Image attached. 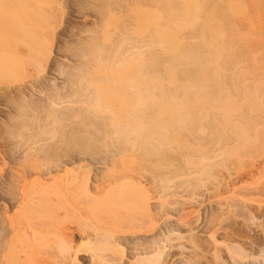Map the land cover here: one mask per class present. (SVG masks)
Returning a JSON list of instances; mask_svg holds the SVG:
<instances>
[{
	"label": "rangeland",
	"instance_id": "rangeland-1",
	"mask_svg": "<svg viewBox=\"0 0 264 264\" xmlns=\"http://www.w3.org/2000/svg\"><path fill=\"white\" fill-rule=\"evenodd\" d=\"M261 6H264V0H0V220L5 222L7 218L5 230L0 233V241L6 245L2 242L0 245H5L4 260H7L4 263L38 264L41 258L53 257L59 248L56 247L57 230L54 232L53 227L58 229L62 225V228L75 231L73 243L81 250L83 258L87 257V262V252L95 244L87 239H93L97 229L104 227L112 233L116 230L114 234H118L125 247L120 264H124L128 256L135 259L137 254L145 251L151 252L152 256H148L151 258L148 264H264V111L262 114L251 103L245 107L246 110L242 106L244 110L237 113L246 111L247 116L252 114L248 118L250 128L256 123L253 129L247 125L250 122L245 123L249 128L245 130L241 124L248 120L242 121L239 116L240 126L237 127L240 113L237 114L233 108L230 117L238 120L224 117L232 122L226 127L229 133L225 132L230 137L223 133L225 140L222 137L219 140L221 138L215 133L210 134V128L206 127L209 119L205 126H200L205 121L199 124L201 129H196V135L193 132L195 136H190L187 128H179V131L169 127L173 121L164 122L157 117L159 123L142 126L149 118L148 115L145 118V113H154L158 109L163 111L160 114L165 113L164 110L211 112L215 97L210 90L218 65L216 61H203L205 64H201L206 71L200 72L202 75L196 73L198 63L202 61L197 59L199 62L196 64L195 56L200 53L194 55L202 49L203 56L208 55V49L202 47L205 42L208 46H215L216 43L234 46L232 54L226 52L219 59L221 64L225 66L227 60H230L228 63L238 60H234V55L239 50L241 54L236 55L243 58L236 61V68L241 67L239 72L247 71L244 72L245 79L249 76L251 80V75V81L258 77L264 79V8ZM127 50L133 53L130 57L125 56ZM193 51L194 54L191 53ZM189 53L193 59L188 58ZM257 86L255 82L251 89ZM129 106L138 111V114L133 113L144 119V123L141 120V125L140 119L130 115L135 125L123 124L130 120L123 123V120H117L120 126L124 125L120 129L124 128L122 131L125 132L119 129L120 133L114 134L113 129L107 133L112 128L109 126L112 124L110 109L108 114L102 111L112 108L118 111L119 119H129L124 114L129 110L133 114ZM249 106L254 107L253 111ZM153 113L150 118L154 117ZM221 113L216 114L221 116ZM254 113L261 118L254 117ZM260 119L262 121L258 123ZM232 124L237 126L233 128ZM106 125L107 129L103 128ZM125 126L131 129L128 127L127 130ZM170 128L174 131L171 132ZM238 128L241 129L239 134L236 133ZM230 129L233 131L230 132ZM242 131L250 133L248 141L245 140L249 144L245 148L241 144L239 150L236 145L241 142L237 139ZM234 135V138L238 136L236 142L232 138ZM225 136L232 142L228 143ZM152 137L160 144L151 141ZM158 138L162 141H157ZM189 141L194 144L200 141L203 148L199 146L200 149H197L199 144L194 146ZM226 143L229 145L224 151ZM187 146L188 149L185 148ZM208 146L211 150L206 148ZM179 150H183V154ZM120 151H127V156L121 155ZM115 154L117 160L112 162ZM207 157L215 159L207 161ZM73 163L85 166L82 174L87 175L88 185L95 176L99 178L101 173L110 174L118 165L121 171L124 166L127 170L132 167L133 170L128 173L136 177L134 179L139 188L126 184L130 190L126 191V195L129 193V198L132 195L133 199L141 189L139 194L145 193L144 196L149 198L151 216L148 214L143 218L146 224H141L139 220L143 211L139 218V207L138 210L134 209L136 205L132 207L134 199L131 203V199L123 198L120 195L125 192L122 191L119 194L113 190V196L104 201L101 199L103 202L97 200L95 207L94 203L87 201L83 187H79L81 191L78 187L68 189L64 182L54 181L51 184L50 181L44 191L43 186L48 182L44 176L48 172L54 170L55 174L56 168L64 165L70 169ZM21 172L24 179L19 176ZM28 189L31 192L35 190V195H43L36 196L41 205L54 207V210L57 206L59 209L57 212L51 209L50 213L59 212V217L53 215V221L58 225L49 223L52 227L48 225L50 234L36 236V230L35 234L32 232L42 219L52 221V214L49 221V212H45L50 208L44 207L46 210L43 208L40 212L44 210L46 214L36 216L38 210L36 213L31 211L32 215L29 209H23L18 202L20 199L16 200L25 192L30 193ZM77 193V196L85 194L86 200L78 197L76 202L73 197ZM127 200L130 202L128 205ZM79 201L83 204L79 205ZM5 205L8 206L7 211ZM130 212H136V215L132 216ZM78 213L83 218H78ZM36 221H40L39 224ZM169 229L180 234V238L169 234ZM83 231L84 234H81ZM29 232L35 236H29ZM152 251L157 253L153 255ZM215 255L218 257L215 258Z\"/></svg>",
	"mask_w": 264,
	"mask_h": 264
},
{
	"label": "bare ground",
	"instance_id": "bare-ground-1",
	"mask_svg": "<svg viewBox=\"0 0 264 264\" xmlns=\"http://www.w3.org/2000/svg\"><path fill=\"white\" fill-rule=\"evenodd\" d=\"M263 2V1H262ZM261 2V3H262ZM264 8V6H261V8ZM262 8V9H263ZM215 46H208V44H207V42H205L203 45H202V47L203 46H205L204 47V49L206 48V50L208 51V55H205V56H203L204 54H202V50H200V52L198 51L200 48H198V50H196V51H198V53L196 52H191V53H195L194 55H199V53H200V55L202 56L201 58L203 59H200V55L199 56H197V57H199V58H197L196 56H195V59L197 60V59H199V60H201L202 62H199V60H193L194 61V63H195V61H196V64H197V62H199L198 64H200L201 65V67H199L198 66V68H196V73L197 72H201V73H204L205 71H206V69H204L205 67H203L204 65L203 64H205L204 62H206L207 63V61H209V60H211V61H216L215 62V64H217L218 65V67H217V71L214 73V76H213V78H212V81L214 82V83H212L213 85L211 86V90H210V92H211V94L215 97L214 99H213V108H212V110H211V112H206V111H201V110H195V111H187V110H174V111H165L164 110V112L166 113V115H165V113H162V114H160L161 112H163L162 110L160 111V109H158L159 110V112H157L158 110H156V112H152L153 113V116L155 117H153V118H150V117H152V113L151 112H149V113H151L150 115H149V113L147 114V112L145 113V118L147 117L146 115H148V117L150 118H148V121H146V123H144L143 122V120L142 119H140L139 117H136L137 116V114H138V111L137 112H135L136 111V109H132V107H130L131 108V110H132V113L133 112H135V113H137L136 115L133 113V114H130V110L128 111V113L126 114V113H124L125 115H128L127 117H129V119H127V118H125V119H123V117H122V119H121V117H120V119L118 118V116H119V114H117L116 113V111L115 110H113L112 108H106L105 109V111L103 110H101L102 111V113L104 112V113H106L107 112V114L109 113L108 111H109V109H110V115L111 116H109V119L111 120V122L110 123H112V124H110L109 126L110 127H112L111 129L109 128V131L107 130V133L109 132H111V130H113L114 131V134H117V133H120L119 132V129H120V127H122V126H124L123 124H127V125H135L134 124V121H133V118L135 117V118H138V119H140L139 120V122L142 120V123H144L143 125H142V123L140 122V124L142 125V126H144V125H151V124H155L157 121V123H159L160 121V119L163 121V120H165L164 122H166V121H173L172 122V125H170L169 127H173V128H178L177 130H179L180 131V129L179 128H187L188 130H189V135L191 136V135H194V133L195 132H197V131H199L201 128L199 127V124H201L203 121H205L204 123H202L203 125H200V126H205V124H207V122H208V119H209V123H208V125L206 126V127H209L210 128V130L211 131H209L210 132V134H217V136H219L220 138L222 137V136H224L223 135V133L225 134V132H226V130H227V132H228V130L229 129H227L226 127H229L230 126V124L232 123V122H229L227 119L225 120V118L227 117L228 119H230L231 118V120H232V116L230 117V115L232 114L231 113V111L233 110V108H234V110L236 111V113H237V111H240V112H242L241 110H246L247 108H245V107H247V105H249V103H251V104H253L254 105V107L255 108H257V110H258V108H259V110L260 111H262V114H263V111H264V79L263 80H261L262 78L261 77H258L256 80H254L255 82H256V86H257V84H258V86L255 88H253V89H251L252 87H253V84L255 85V82L254 81H251L252 80V78H251V76H250V79L251 80H249V76L245 79V73H247V71L245 72L244 70H243V68H242V70L245 72H239V70H240V68L241 67H238V68H236L237 67V65H238V63H236V61L237 62H239V59H240V57H242L241 55H239V54H241V52H239V50H234V51H236L235 52V55L237 54V53H239L238 55L239 56H237L236 58H235V55H234V60H236L237 58H238V60H236V61H234L233 63L231 62V63H228V61H230V60H227V61H225V62H227V64H230V65H228V67H227V64H225V66L224 65H222L221 64V62L219 61V59L222 57V56H225L224 54L227 52V53H230V54H232L233 52H232V49L234 48V46H232V45H227V44H225V45H219V44H214ZM126 48V47H125ZM132 48H133V46H132ZM135 48H137V47H135ZM135 48H133V49H135ZM249 48V47H248ZM126 49H129V50H131L130 48H126ZM125 49V50H126ZM197 49V48H196ZM235 49V48H234ZM129 50H127V52L125 51V56L126 55H128V57H130L131 56V54H133V53H129L130 51ZM138 50V48L136 49V51ZM195 50V49H194ZM124 51V50H123ZM189 52V51H188ZM191 53H189V55H190V57L188 56V58H190V59H193V56H192V54ZM226 53V54H227ZM247 53V52H246ZM116 54V53H115ZM118 54V53H117ZM130 54V55H129ZM188 54V53H187ZM230 54H229V56H230ZM244 54V53H243ZM252 54V53H251ZM118 56V55H117ZM186 56V55H185ZM122 57V56H121ZM192 57V58H191ZM231 57H232V55H231ZM230 57V59H232ZM253 57V56H252ZM117 58V57H116ZM123 58V57H122ZM243 58V57H242ZM249 58V57H248ZM241 60V59H240ZM249 60H250V58H249ZM118 61V60H117ZM119 61H120V59H119ZM204 61V62H203ZM253 61V60H252ZM201 63H203V64H201ZM236 65H235V64ZM221 64V65H220ZM223 64H224V62H223ZM241 64H242V62H241ZM261 65V64H260ZM259 65V66H260ZM221 66H224V68L223 67H221ZM234 66H235V68L238 70H236L235 68H234ZM244 66V65H243ZM242 66V67H243ZM247 66V65H246ZM245 66V67H246ZM244 67V68H245ZM224 70H223V69ZM260 69V68H259ZM198 70V71H197ZM200 70V71H199ZM236 70V71H235ZM252 70V69H251ZM198 73V74H199ZM200 73V74H201ZM241 73H243V75L241 74ZM200 74H199V76H200ZM240 74V75H239ZM253 74V73H252ZM202 75V74H201ZM238 75H239V77H238ZM256 75V74H255ZM261 75V74H260ZM241 76V77H240ZM258 76H259V74H258ZM253 77V76H252ZM223 79V80H222ZM249 80V82H248V80ZM254 79V78H253ZM201 81H202V79H201ZM200 81V82H201ZM206 81V80H205ZM251 81V82H250ZM204 83V82H203ZM202 82H201V84H203ZM200 84V85H201ZM205 85H206V83H204ZM202 86V85H201ZM252 90V91H251ZM254 91V92H253ZM49 94V93H48ZM50 94H51V92H50ZM53 94V93H52ZM221 94H223L222 95V97H221ZM54 95V94H53ZM49 96V95H48ZM65 96V95H64ZM67 96V95H66ZM59 97V96H58ZM252 97H254V98H252ZM255 97H256V99H255ZM47 98H49V97H47ZM50 98H52V97H50ZM60 98V97H59ZM67 98V97H66ZM65 98V99H66ZM63 99V98H62ZM253 99H255V101L253 100ZM254 102H253V101ZM60 101V100H59ZM63 102V101H62ZM253 102V103H252ZM53 103V102H52ZM64 103V102H63ZM50 104V103H49ZM243 104H245V105H243ZM53 105V104H52ZM55 105H56V103H55ZM59 105V104H58ZM252 105V106H253ZM256 105V106H255ZM242 106H244L243 108H242ZM250 107V108H252V111H253V109H254V107ZM53 108V107H52ZM242 108V109H241ZM263 108V109H262ZM115 109V108H114ZM262 109V110H261ZM127 110H128V108H127ZM135 110V111H134ZM99 111V110H98ZM151 111V110H150ZM152 111H155V109L153 110L152 109ZM248 111V114H249V110H247ZM118 112V111H117ZM127 112V111H126ZM222 112V113H221ZM239 112V113H240ZM215 113V114H214ZM216 113H218V114H220L221 113V116L220 115H218V114H216ZM239 113H237V114H239ZM106 114V115H107ZM117 114V115H116ZM251 114V113H250ZM250 114H249V116H250ZM255 114V113H254ZM254 114H253V116H254ZM260 114H261V112H260ZM125 115H124V117H125ZM132 115H134V116H131ZM217 115L219 116V118L217 117ZM224 115V116H223ZM256 115V114H255ZM223 116V117H222ZM242 117V121H247V122H242V124H241V127H244L245 128V130L246 129H248L249 130V128H250V126L249 125H251V121H249L250 119H248L249 118V116H247L246 115V111L244 112V113H240L239 115H238V117L237 118H239V121H237V127H239L240 126V117ZM251 116H252V114H251ZM259 116V117H258ZM261 115H256V116H254V117H257L258 119L259 118H261L260 117ZM107 117V116H106ZM156 117L159 119V120H157L156 119ZM225 117V118H224ZM230 117V118H229ZM105 118V117H104ZM222 118H224L223 120H222ZM237 118H234L232 121H235V120H238ZM251 118V117H250ZM264 118V117H263ZM106 119V118H105ZM105 119H103L102 120V122H104L105 121ZM108 119V120H109ZM117 120H123V121H121V123H123L125 120H130L129 122H127V121H125L123 124H122V126H120L119 125V123H120V121H117ZM137 120V119H136ZM155 120V121H154ZM225 120V121H224ZM133 123H132V122ZM145 121V120H144ZM255 121V120H254ZM262 121V119H260L259 121H258V123L259 122H261ZM107 122V121H106ZM119 122V123H118ZM138 122V123H139ZM238 122H239V124H238ZM248 122H250V124H247ZM255 122H257V121H255ZM264 122V121H263ZM262 122V123H263ZM120 123V124H121ZM249 126V128H246L247 127V125ZM254 123V122H253ZM252 123V124H253ZM258 123H257V126H258ZM229 124V125H228ZM243 124H245V126L243 125ZM255 125H256V123H254ZM105 125V124H104ZM112 125V126H111ZM228 125V126H227ZM233 125V124H232ZM231 125V126H232ZM255 125H254V127H255ZM107 126L108 125H106V126H103V128H105L106 127V129H107ZM234 126L235 125H233V128H234ZM235 126V127H236ZM257 126H256V129H257ZM262 126H264V125H262ZM130 128V126H125V128L127 129V128ZM253 127V128H254ZM173 128L171 129L170 128V131L171 130H173ZM198 128H199V130H198ZM205 128V127H204ZM225 128V131L223 130ZM232 128V129H233ZM253 128H250V129H253ZM124 128H122V129H120V131L121 132H125V131H122ZM131 129V128H130ZM196 129H197V131H196ZM203 129V128H202ZM232 129H230L231 131L230 132H232L233 130ZM104 130V129H103ZM125 130V129H124ZM128 130V129H127ZM126 130V131H127ZM176 130V129H175ZM176 130V131H177ZM209 130V129H208ZM223 130V131H222ZM239 130V131H238ZM238 130H237V132L236 133H241L240 131H241V129H239L238 128ZM243 130V129H242ZM244 130V131H245ZM247 130V131H248ZM258 130H259V128H258ZM174 131V130H173ZM202 131V130H201ZM222 131V132H221ZM235 131H236V129H235ZM247 131H245V132H247ZM106 132V131H105ZM172 132V131H171ZM178 132V131H177ZM188 132V131H187ZM194 132V133H193ZM212 132V133H211ZM220 132V134L221 135H218V133ZM256 132H258V131H256ZM167 133H168V131H167ZM166 133V134H167ZM229 133V132H228ZM228 133H227V135H228ZM242 133L243 134H241V136L240 135H238V134H236V135H238L239 136V139H237L238 138V136H237V138H234V137H236V135H234L232 138H234V142H236V139H237V142H238V140H241V142L239 143L238 142V144L239 145H236V147H238V148H236V149H241L240 147L241 146H243L244 148H245V145L246 144H249L248 142H245V140H247L248 139V133H244L243 131H242ZM103 134V133H102ZM105 134V133H104ZM111 134H113V133H111ZM154 134V133H153ZM170 134V133H169ZM231 134V133H230ZM235 134V133H234ZM250 134V133H249ZM107 135V134H106ZM188 135V134H187ZM195 135H196V133H195ZM194 135V136H195ZM226 135V134H225ZM226 135V136H227ZM257 135H259V134H257ZM167 135H165V136H163V138L162 139H164V137H166ZM194 136H192L191 138L193 139V137ZM210 136V135H209ZM212 136V135H211ZM214 136V135H213ZM225 136V137H226ZM255 136V135H254ZM215 137V136H214ZM218 137V138H219ZM227 137H230V136H227ZM227 137H226V139H227ZM157 137H155V139H156ZM161 138V137H160ZM160 138H158L157 139V141H159V139ZM190 138V137H189ZM211 138V137H210ZM217 138V137H216ZM223 139H224V137H222ZM222 138L221 139H219V140H222ZM231 138V140H233ZM241 138V139H240ZM212 139V138H211ZM150 140L151 141H154L153 140V137L152 138H150ZM161 140V139H160ZM198 140V139H197ZM207 140H209V139H207ZM214 140V139H213ZM212 140V141H213ZM225 140V139H224ZM252 140V139H251ZM148 141V140H147ZM162 141V140H161ZM196 141V140H195ZM217 141V140H216ZM215 141V142H216ZM226 141H228V143H230V142H232V141H230L229 142V139H227ZM248 141V140H247ZM149 142V141H148ZM155 142V144L157 143L156 141H154ZM219 142V141H218ZM135 143V142H134ZM145 143V142H144ZM159 143V142H158ZM157 143V144H158ZM188 143V142H187ZM189 143H193V142H190L189 141ZM189 143H188V145H189ZM196 143V142H195ZM201 142L199 141V143H196V144H199L198 146L196 145V144H194L193 143V145L195 146H197L198 148L197 149H200L199 148V146L201 147V149L203 148L202 147V145L200 144ZM206 143V142H205ZM209 143H211V141L209 142ZM208 143V144H209ZM217 143V142H216ZM222 143V142H221ZM244 143V144H243ZM147 144V143H146ZM154 144V143H153ZM160 144V143H159ZM163 144V143H162ZM203 144V143H202ZM214 144V143H213ZM223 144V143H222ZM222 144H220V145H222ZM234 144V143H233ZM242 144V145H241ZM135 145V144H134ZM141 145V144H140ZM150 145V144H149ZM206 145H207V143H206ZM206 145H203V146H206ZM226 145L228 146L229 144H225V146H224V148L226 147ZM241 145V146H240ZM146 146H148V144L146 145ZM145 146V147H146ZM154 146V145H153ZM161 146V145H160ZM186 146V145H185ZM191 146H192V144H191ZM213 146V145H212ZM240 146V147H239ZM248 146V145H247ZM134 147V146H133ZM188 147L189 146H187V147H185V148H187L188 149ZM193 147V146H192ZM191 147V148H192ZM214 147V146H213ZM217 147V146H216ZM242 147V150L244 149ZM125 148V147H124ZM135 148V147H134ZM161 148V147H160ZM160 148H158L157 147V149H160ZM191 148H189V149H191ZM194 149H195V147H193ZM206 148H210L209 146L208 147H206ZM224 148H223V150H224ZM227 148V147H226ZM226 148H225V150L224 151H226ZM123 148H121V150H122ZM126 149V148H125ZM130 149H133L132 147L130 148ZM151 149H152V147H151ZM184 149V148H183ZM214 149V148H213ZM216 149V148H215ZM219 149V148H218ZM233 149V148H232ZM120 150V149H119ZM124 150V149H123ZM147 150V149H146ZM150 150V149H149ZM149 150H148V153H149ZM206 150V149H205ZM209 150H211V149H209ZM222 150V151H223ZM238 150V151H239ZM117 152H118V150H116ZM125 151V150H124ZM151 151V150H150ZM155 151V150H154ZM157 151V150H156ZM179 151H181V150H179ZM183 151V150H182ZM180 152V154L182 153L183 154V152ZM207 152H208V150H206ZM218 151V150H217ZM114 152V151H113ZM127 152V151H126ZM126 152H123V151H120L119 153L121 154V155H123V156H125L126 154ZM153 152V151H152ZM184 152H186L185 150H184ZM228 152V151H227ZM237 152V151H236ZM242 152V151H241ZM119 153H116L117 155L119 154ZM123 153V154H122ZM209 153V152H208ZM216 153V152H215ZM221 153H223V152H220V154ZM112 154V153H111ZM114 154V153H113ZM112 154V155H113ZM115 154V155H116ZM178 154H179V152H178ZM179 154V155H180ZM207 154V153H206ZM209 154H211V153H209ZM208 154V155H209ZM240 154V153H239ZM114 155V156H115ZM117 155L113 158V160H112V162L115 160H117ZM146 155H147V153H146ZM145 155V156H146ZM177 155V154H176ZM207 155V156H208ZM216 155H218V153L216 154ZM241 155V154H240ZM243 155V154H242ZM123 156H121L122 158H123ZM127 156V155H126ZM125 156V157H126ZM219 156V155H218ZM218 156H216V158L218 157ZM3 158V157H2ZM110 158H111V155H110ZM119 158H120V156H119ZM122 158H120V159H122ZM210 158H212V157H207V161L210 159ZM241 158V157H240ZM245 158V157H244ZM1 159V158H0ZM215 159V158H214ZM213 158H212V161L214 160ZM239 159V158H238ZM80 160V159H79ZM119 160V159H118ZM204 160V159H203ZM211 160V159H210ZM33 161H34V159H33ZM32 161V162H33ZM36 162V161H35ZM204 162V161H203ZM64 163V162H63ZM76 163V162H75ZM75 163H73L74 165H73V167H71L70 169H69V167H66L65 165L63 166V167H61L60 166V168L58 169V167L56 168L57 169V171L55 172V174H53V172H54V170L53 171H51V172H48L47 173V177L46 176H44V178H45V180L46 181H48L47 183H46V185L45 186H43L44 188V191H46V186L49 184V182L51 181V184H53L54 183V181H60L61 183H63L64 182V184H65V186L69 189L70 187L71 188H73V189H75V188H79V187H83V190H85L84 192H86V198H87V201L89 202V203H94V204H92L93 205V207H95L96 206V204L98 203L97 202V200H105V198L107 199V198H110V196H113L114 195V193H113V195H112V192H114V191H116V193L117 192H119V194H120V192L122 191L123 193H124V195L123 194H121L120 196H124L123 198H125V196H126V198L127 199H131V203H132V200H133V205H132V207L134 206V205H136L137 207L136 208H134V209H137L138 210V207H139V209L140 210H138L137 211V214L139 215V218L142 216V219L140 218L139 220L140 221H142L141 222V224L144 222L145 224H146V222H145V220H143V218L145 217V216H147L148 217V214L151 216V213H150V209H149V198L147 197V196H144L145 195V193L143 194V195H141V194H139V191L141 190V189H139L137 192L138 193H136L135 194V197L132 199V195H130V198H129V193H128V195H126L127 194V190L130 192V190H129V185H126V184H129V183H131V187H137L139 184H137L136 182H135V179L134 178H136V177H133L131 174H129L130 173V170L132 169V167H130L129 169L130 170H127V167H126V169H125V166H124V168L123 169H125V170H127V171H124L123 169H122V171H121V169L120 170H118V168H119V165H118V168L117 169H115V171H112V172H110V174L108 173V174H105V173H101V174H99L100 176H98L99 178H96V176H95V178H94V181L92 182L91 181V183L88 185V182L89 181H87V180H89V179H85V177L87 178V175L86 176H84L82 173H83V168L85 167L84 165H78V164H75ZM243 163V162H242ZM34 164V163H33ZM111 164V163H110ZM114 164H116V166H117V163H115L114 162ZM209 164V163H208ZM215 164V163H214ZM67 165V164H66ZM76 165V166H75ZM91 165V164H90ZM32 166V165H31ZM34 166V165H33ZM115 166V167H116ZM209 166V165H208ZM89 167V166H88ZM121 167V166H120ZM210 167V166H209ZM28 168V167H27ZM29 168H30V166H29ZM122 168V167H121ZM34 169V168H33ZM37 169V168H36ZM38 170V169H37ZM117 170V171H116ZM133 170V169H132ZM137 170V169H136ZM35 171V170H34ZM109 171V170H108ZM128 171H129V173H128ZM263 171V170H262ZM60 172H62V174L60 173ZM87 172V171H86ZM105 172V171H104ZM20 173V172H19ZM18 173V174H19ZM22 174H19V176L20 175H22L23 176V178L22 179H24V174H23V172H21ZM29 173V172H28ZM35 173V172H34ZM58 173H60V175H57ZM102 174H104V175H106L105 177H103V175ZM259 174V173H258ZM27 175V174H26ZM102 175V176H101ZM140 176V175H139ZM139 176H137V178L139 177ZM263 176V175H262ZM142 177V176H141ZM258 177V176H257ZM17 178V177H16ZM19 179H20V181H22V179L19 177ZM39 179V178H38ZM38 179H36V181H39L40 183H41V181L40 180H38ZM133 179H134V181H133ZM17 181H18V178L16 179ZM53 180V181H52ZM136 180H139V179H136ZM10 181V180H9ZM16 181V182H17ZM22 182H24V181H22ZM53 182V183H52ZM135 182V183H134ZM12 183V182H11ZM20 183V182H19ZM139 183V182H138ZM35 184V183H34ZM37 184H39V183H37ZM45 184V183H44ZM135 184H136V186H135ZM17 185H20V184H17ZM50 185V184H49ZM48 185V186H49ZM55 185V184H54ZM125 185H126V187H125ZM133 185V186H132ZM34 186H36V185H34ZM39 186V185H38ZM53 186V185H52ZM124 186V187H123ZM40 187H41V185H40ZM65 187V188H66ZM123 187V188H122ZM48 188V187H47ZM57 188V187H56ZM55 188V189H56ZM81 188H79L80 189V191H81ZM119 188V190H117V189ZM138 188H139V186H138ZM263 188V187H262ZM73 189H72V191H73ZM121 189V190H120ZM124 189H126L125 191H123ZM137 189V188H136ZM34 189H32V191H33ZM38 190V189H37ZM114 190V191H113ZM132 190V189H131ZM28 191L30 192V193H24V194H22V193H20V194H22V196L19 198V197H16V198H14V199H16V200H18V199H20L18 202L20 203V205H22L23 206V209L25 208V210H28L29 209V211L31 212H35L36 213V211L38 210L39 212H37L36 213V216H38L39 214H41V213H44L43 211L42 212H40V210H42L44 207H46V206H44V205H41V202H40V200H37V201H39L40 202V204H38L39 202H37L36 201V196H38L40 193H38V192H36V194L37 195H35V190H34V192H31L30 191V189H28ZM27 191V192H28ZM41 191H42V188H41ZM40 190H39V192H41ZM55 191H57L56 192V194H59V196L61 197V194L60 193H58V190H55ZM72 191H68V192H72ZM76 191H77V189H76ZM142 191V190H141ZM22 192V191H21ZM83 192V193H84ZM121 192V193H122ZM174 192V191H173ZM42 193V192H41ZM55 193V192H54ZM54 193H52L53 195H54ZM62 193V192H61ZM111 193V194H110ZM142 193V192H141ZM178 193V192H177ZM55 194V195H56ZM72 194V193H71ZM119 194H116V195H118L119 196ZM175 194V193H174ZM179 194V193H178ZM41 195V194H40ZM73 195V194H72ZM78 195V193L76 194V196L75 197H73V198H75V200H76V202L78 201L77 200V198L79 197H81L80 199H82V197H83V199H82V201H84V199H85V197L83 196V195H85V194H83L82 196L81 195H79V196H77ZM140 195V196H139ZM181 195H182V193H181ZM180 195V196H181ZM18 196V195H17ZM41 196H43V195H41ZM46 196V195H45ZM51 196V195H50ZM63 196H64V194H63ZM137 196V197H136ZM38 197H40V196H38ZM52 197H54V196H52ZM56 197H58V196H56ZM71 197V196H70ZM43 198H46V197H43ZM51 198V197H50ZM55 198V197H54ZM62 198V197H61ZM65 198V197H64ZM104 198V199H103ZM122 198V199H123ZM47 200H48V198H47ZM55 200H58V199H55ZM54 200V201H55ZM60 200L61 199H59V203H60ZM64 200V199H63ZM74 200V201H75ZM86 200V199H85ZM101 200V201H102ZM95 201H96V203H95ZM102 201V202H103ZM17 202V203H18ZM50 202V201H49ZM64 202H65V200H64ZM185 202V201H184ZM16 203V202H15ZM18 203V204H19ZM48 203V202H47ZM52 203V201L50 202V204ZM56 203H58V202H56ZM58 203V204H59ZM79 203V205H80V203H81V201H79L78 202ZM86 203L87 202H85V207H86ZM128 203H130V202H128V200H127V205H128ZM63 204V203H62ZM65 204V203H64ZM81 204H83V203H81ZM39 205L40 206H42V208L40 209L39 208ZM67 205V204H66ZM95 205V206H94ZM28 208H27V207ZM60 206V205H59ZM62 206V205H61ZM60 206V207H61ZM83 206V205H82ZM57 207V206H56ZM55 207V210H54V207L53 208H51L50 206H48L47 205V209L48 208H50V211H47L46 210V208H44L46 211L45 212H49V214L47 215L48 217L47 218H49L48 220L50 221V219H51V216L53 217L52 218V221H50V222H48V221H46V220H43L42 219V223H40V225L38 226L37 225V227H36V224L38 223V222H40V221H36V224H35V227H36V229L35 228H33V230L34 231H32L33 232V234H35L36 233V236H38V235H45V234H48V232H49V234H50V228H49V223L51 224V222H52V224L54 225V223H56L55 221H53V219H55V217L53 216L54 214L56 215V218H57V216L59 217V212L58 213H55V212H57L58 210H57V208ZM66 207H69V206H66ZM88 207V206H87ZM89 207H90V204H89ZM87 208L88 210L87 211H89V209L90 208ZM14 208V207H13ZM22 208V207H21ZM27 208V209H26ZM38 208V209H37ZM59 208V207H58ZM172 208V207H171ZM5 209H6V211H7V209H8V206H6L5 205ZM51 209H53V211H55V212H53L52 211V213H50L51 212ZM92 209V208H91ZM13 210V209H12ZM141 210L143 211V214L141 213ZM173 210V209H172ZM186 210V209H185ZM11 211V210H10ZM62 212H63V208H62V210H61ZM86 211V210H85ZM175 211V210H174ZM178 211V210H177ZM192 211V210H191ZM32 212H31V214H32ZM67 212V211H66ZM84 211H82L81 213H83ZM186 212V211H185ZM190 212V211H189ZM63 213H65V212H63ZM77 213V212H76ZM81 213H78L77 214V217L78 218H83L82 217V214ZM131 213V212H130ZM129 213V214H130ZM136 212H134V214H132V216L134 215H136L135 214ZM8 214V213H7ZM30 214V215H31ZM44 214H46V213H44ZM44 214H43V216H44ZM52 214V215H51ZM142 214V215H141ZM147 214V215H146ZM187 214V213H186ZM33 215V214H32ZM49 215H51V216H49ZM36 216H35V219H36ZM42 216V217H43ZM129 216H131V215H129ZM192 216V215H191ZM29 217V216H28ZM40 217V216H39ZM182 217H183V215H182ZM188 217V216H187ZM186 217V218H187ZM189 217H190V214H189ZM41 218V217H40ZM4 219V218H3ZM39 219V218H38ZM138 219V218H137ZM145 219V218H144ZM2 220V219H1ZM0 220V221H1ZM6 220H7V218L5 219V222H4V220H2V223H1V225H0V233L2 232V231H4L5 230V223H7L6 222ZM45 221V222H44ZM57 221V220H56ZM129 221V220H128ZM178 221H179V219H178ZM193 222V221H192ZM191 222V223H192ZM10 223V222H9ZM46 224V226H48V228H46L45 227V224ZM207 223H208V221H207ZM39 224V223H38ZM51 224V225H52ZM57 225H58V223H56ZM140 224V223H139ZM145 224H143V225H145ZM52 225V226H53ZM128 225V224H127ZM190 225V224H189ZM138 226V225H137ZM140 226H142V225H140ZM33 227H34V225H33ZM51 227V226H50ZM65 227V226H64ZM106 228L108 227V226H105ZM115 228L117 227V226H114ZM139 227V226H138ZM137 227V228H138ZM187 227V226H186ZM9 228H10V226H9ZM52 228V227H51ZM57 228V227H56ZM112 228H113V225H112ZM201 228H202V226H201ZM3 229V230H2ZM53 229H54V232H56V230H57V237H58V245L56 246L57 248H58V250L57 249H55V250H57L56 252H55V255H52L53 257H49L48 259H43V258H41L40 260H39V262H38V264H120L122 261H123V256L125 255V250H124V245H123V243L120 241V239H119V237H117L118 236V234L117 235H115L114 233H115V231H114V233H112V232H110V230H108V229H105L104 227H100V228H98L97 230V232L95 233V235L92 237L93 239H87L89 242H94V243H92V245L94 244V247L92 246V248L90 249V251L89 252H87L88 253V262L87 261H85V258H87V257H85V258H83L84 257V255H83V253L81 252V250H79L77 247H75V245H74V238H75V231L74 230H72V229H70V228H67V227H65V228H62V225L60 226V227H58V229H55V227H53ZM53 229H51V230H53ZM110 229H111V226H110ZM118 229V228H117ZM131 229V228H130ZM10 230H12L11 228H10ZM35 230H36V232H35ZM113 230V229H112ZM172 230V229H171ZM177 230V229H176ZM206 231H207V229H205ZM79 231V230H78ZM86 231V230H85ZM85 231H83V233H81V234H84V232ZM170 233L169 234H175L178 238H180V234H177V232H175V233H173V232H171L170 231V229L168 230ZM174 231V230H173ZM199 231V230H198ZM35 232V233H34ZM167 232V231H166ZM53 233V232H52ZM117 233V232H116ZM211 233V232H210ZM29 234H30V232H29ZM55 234V233H54ZM55 234V235H56ZM182 234V233H181ZM200 234V233H199ZM120 235V234H119ZM167 235V234H166ZM29 236H31V234L29 235ZM35 236V235H34ZM34 236H31V237H34ZM51 236V235H50ZM54 236V235H53ZM170 236V235H169ZM174 236V235H173ZM175 236V237H176ZM40 237V236H39ZM39 237H37V238H39ZM46 237H48L47 235H46ZM168 237V236H167ZM191 237V236H190ZM29 238V237H28ZM41 238H43V236L41 237ZM165 238V237H164ZM184 238V237H183ZM188 238V237H187ZM211 238V237H210ZM0 239H1V237H0ZM2 239H4L3 237H2ZM34 239H36V238H34ZM168 239V238H167ZM182 239V238H181ZM191 240V239H190ZM189 240V241H190ZM210 240V239H209ZM212 240V239H211ZM5 241V240H4ZM159 241V240H158ZM161 241V240H160ZM163 241V240H162ZM165 241V240H164ZM168 241V240H167ZM171 241V238H170V240H169V242ZM0 242H2V241H0ZM168 242V243H169ZM194 242V241H193ZM2 243H4V242H2ZM2 243H1V245H0V263H2V261H3V263H4V261L5 260H7V259H5L4 260V258L6 257L4 254V249L3 248H5V245L3 244L2 245ZM154 243V242H153ZM162 243V242H161ZM172 243V242H171ZM195 243V242H194ZM151 244V243H150ZM178 245V244H177ZM176 245V246H177ZM4 246V247H3ZM174 246V245H173ZM172 246V247H173ZM180 246V245H179ZM179 246H177V247H179ZM195 246V245H194ZM181 247H183L182 245L180 246V248ZM185 247V246H184ZM184 247H183V249H184ZM199 247V246H198ZM231 247H233V246H231ZM171 248V247H170ZM173 248H175L176 249V247H173ZM191 248V247H190ZM200 248V247H199ZM154 249H156V248H154ZM172 249V248H171ZM185 249H187V247H185ZM194 249H196V248H194ZM216 249V248H215ZM187 250H190V249H187ZM199 250V249H198ZM230 250V249H229ZM183 251V250H182ZM161 252V251H160ZM179 252H180V250H179ZM202 252V251H201ZM237 252V251H236ZM152 253H153V251H152ZM157 253V252H156ZM156 253H153V255L154 254H156ZM192 253V252H191ZM213 253V252H212ZM215 253V252H214ZM54 254V253H53ZM129 254V253H128ZM150 254H151V252H149V253H147L146 251H145V253H139V254H137L138 255V257H136L135 259H134V257H131V256H128L127 257V261L125 262L124 261V264H136V263H138V264H144L145 262L148 264V262H149V260H151V258L150 257H152V256H150ZM187 254V253H186ZM4 256V257H3ZM48 256V255H47ZM46 256V257H47ZM126 256H127V254H126ZM148 256H150V257H148ZM161 256V255H160ZM190 256V255H189ZM237 256H238V254H237ZM240 256V255H239ZM141 257V258H140ZM159 257V256H158ZM176 257V256H175ZM217 257H218V255H217ZM216 257V255H215V258H217ZM162 258V257H161ZM196 258H198V257H196ZM195 258V259H196ZM235 258V257H234ZM43 259V260H42ZM133 259V260H132ZM154 259V258H153ZM156 259V258H155ZM199 259V258H198ZM197 259V260H198ZM87 260V259H86ZM158 260H161V259H158ZM191 260V259H190ZM148 261V262H147ZM188 261V260H187ZM170 262V261H169ZM192 262V261H191ZM36 263H37V261H36ZM156 263V262H155ZM189 263V262H188ZM196 263V262H195ZM4 264H8V261H7V263L5 262ZM151 264V263H150ZM192 264H193V262H192ZM199 264V263H198Z\"/></svg>",
	"mask_w": 264,
	"mask_h": 264
}]
</instances>
